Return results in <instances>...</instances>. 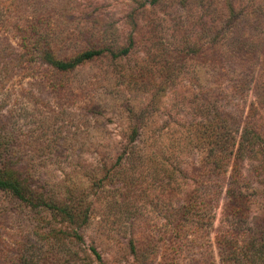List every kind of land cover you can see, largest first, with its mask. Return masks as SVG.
Here are the masks:
<instances>
[{
	"label": "rangeland",
	"instance_id": "obj_1",
	"mask_svg": "<svg viewBox=\"0 0 264 264\" xmlns=\"http://www.w3.org/2000/svg\"><path fill=\"white\" fill-rule=\"evenodd\" d=\"M188 7L184 34L149 0H0L1 11L40 21L58 59L105 51L55 75L57 85L25 78L16 62L0 81L15 166L36 193L85 215L63 224L0 191V264H161L175 238L174 210L206 180L208 123L219 124L220 109L244 120L257 107L254 85L233 97L217 56L198 53L205 17L196 0ZM251 34L261 56L264 23ZM3 48V61L21 54L12 39ZM255 118L264 130V104ZM235 190L230 200L218 189L212 225L198 241L185 238L193 246L176 264H264L262 153L243 159ZM255 253L263 254L253 261Z\"/></svg>",
	"mask_w": 264,
	"mask_h": 264
},
{
	"label": "trees",
	"instance_id": "obj_2",
	"mask_svg": "<svg viewBox=\"0 0 264 264\" xmlns=\"http://www.w3.org/2000/svg\"><path fill=\"white\" fill-rule=\"evenodd\" d=\"M196 4L204 13L202 30L203 36H206L198 53L206 57L217 56L216 60L222 69L219 81L229 85L233 97H243L254 85L257 107L255 103L251 104L244 120L225 108L220 109L219 124L212 126L213 123H208L213 136L203 160L206 180L196 184L186 195L184 204L174 210L172 222L175 238L170 241L168 251L161 255V264H176V257L183 247L192 245L185 238L192 236L194 242L198 241L205 234L204 231L210 228L219 198L218 189L225 188L230 200H235L243 159L259 153L264 156V130L255 118L258 106L264 104V49L260 56L258 45L255 44L256 37L251 34L260 23H264V4L261 0H196ZM149 5L169 12L176 29L185 34L189 0H149ZM214 34L218 39L211 38ZM9 39L14 40L21 54L7 61L0 59L1 82L6 81L7 72L16 62L25 78H46L51 80V85H57L55 75L71 72L105 52L101 49L87 50L67 60L58 59L49 47L47 30L40 21L19 19L11 12L0 10V41L7 43ZM179 40L180 46L184 47V36ZM131 43L132 37L129 45ZM3 50L8 48L0 49V58ZM128 52L129 47L113 54V57L125 56ZM6 121L0 117V191L30 208H42L53 218L59 219L60 223L72 225L83 220L85 215L82 216L75 204L53 202L34 191L28 178L14 164L12 133L5 128ZM228 173L229 177H226ZM91 251L100 261L95 249ZM131 251L134 255L139 253L133 243ZM258 255L255 253L252 260L255 261Z\"/></svg>",
	"mask_w": 264,
	"mask_h": 264
}]
</instances>
